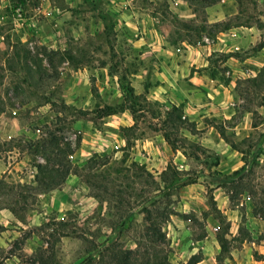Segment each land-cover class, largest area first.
I'll return each mask as SVG.
<instances>
[{
  "label": "rangeland",
  "instance_id": "1",
  "mask_svg": "<svg viewBox=\"0 0 264 264\" xmlns=\"http://www.w3.org/2000/svg\"><path fill=\"white\" fill-rule=\"evenodd\" d=\"M243 3L0 0V264H39L52 246L54 264H83L107 239L133 250L155 199L173 213L161 246L171 264L198 253L218 264L219 232L230 241L222 264H264V220L250 192L230 202L223 178L247 163L243 188L264 201V90L244 84L264 67V0ZM173 105L194 124L172 135L177 150L164 139ZM50 133L76 149L74 165L95 169L19 206L46 163L27 144ZM170 165L181 180L154 198ZM93 175L96 191L84 183Z\"/></svg>",
  "mask_w": 264,
  "mask_h": 264
},
{
  "label": "trees",
  "instance_id": "2",
  "mask_svg": "<svg viewBox=\"0 0 264 264\" xmlns=\"http://www.w3.org/2000/svg\"><path fill=\"white\" fill-rule=\"evenodd\" d=\"M186 1H197L205 7H210L218 4L222 0ZM236 1L238 2L240 7L244 4V0ZM217 26L219 25H216L215 27ZM228 28L230 27L228 26ZM262 48H264V43H262L260 46V49ZM244 84L247 87V92L251 90V88L264 90V67L260 70L256 77L245 80ZM261 106H264V103L261 104ZM109 111L106 113L107 116L117 113L116 111L111 112L112 109H109ZM164 126L166 128L165 130H167L164 133V139L172 147L173 150H177V143L172 139L173 134L179 133L181 130H188L191 132V134H194V130L192 131V129H190L194 126V124H191L189 123V121H186V119H183L182 106H172V109L167 113V118L164 121ZM27 149H34L35 154H40L45 159L46 163H37V165H35L37 174L35 176L33 184L22 185L23 190L17 194L18 197L16 200L19 206L21 204H27L28 197L32 194L44 195L59 191L71 175H76L79 178L84 179V177L82 176L83 170H88L90 172L88 173V175H90L92 174L91 172H93V170L95 169V165H93L94 159H90L84 168L74 165L71 160V156L75 153L76 149H74L71 144L65 143L60 137H57V135L51 133L47 138L41 136V138L38 140L29 141L27 144ZM247 167L248 165L247 163H245L240 171L223 177L227 182L225 186L231 184L228 191V197L230 202L233 203L235 202L236 198H238V195L240 196L241 194H244V192H250L252 196L251 200L254 204V214L261 216V218L264 220V201L258 202L259 193L255 190H248L246 188H243V180ZM180 175L181 172L178 171L177 168L173 165H170L161 175V183H163L166 188L163 189V191L157 189V193L154 194V198H158L160 196L168 198V192H170L172 188L178 186V181L181 180ZM149 176H152L151 173H149ZM92 178L93 182L89 181V179H85L84 183L90 189L96 191L97 188H101L103 185H97L99 182L94 175ZM1 182L2 181L0 179V185ZM24 191H26V193ZM95 198L101 201L103 200L102 197L98 194H95ZM160 203V201H157L155 199L154 201H151L150 207H145L144 209L145 229L143 231V234L141 235L142 242H144L143 245L142 243L138 242L136 243L135 249L127 250L123 248L120 243L115 242L114 239H107L105 242L101 243L100 245H96L92 250H90L88 256L84 259L83 264H171L168 255L164 252L161 246L166 241V233L163 231V224L166 220L170 219L173 213L168 212V209L166 207H163V202L161 204ZM9 209L15 217H17L18 219L21 218L16 208L9 207ZM218 215L221 219V223H223V216L221 215V213H218ZM126 218H130V213L126 215ZM120 223L121 218L118 221H114L113 223H111L112 225L109 227L113 228L114 230L116 226H120ZM65 225L61 224V227L67 229L68 225ZM240 232L242 235V242L246 241L247 239H252V236L248 231H245L243 229ZM217 238L221 247L220 257H218V264H222V256L229 255L230 253V241L226 238L224 232H219ZM53 250L54 247L52 246L47 254L46 252L38 253V263L54 264ZM202 260L203 256L201 255V253L194 254L189 259L187 264H199L200 262H202Z\"/></svg>",
  "mask_w": 264,
  "mask_h": 264
},
{
  "label": "crops",
  "instance_id": "3",
  "mask_svg": "<svg viewBox=\"0 0 264 264\" xmlns=\"http://www.w3.org/2000/svg\"><path fill=\"white\" fill-rule=\"evenodd\" d=\"M20 11V8H17V12H19ZM2 45H4V43H1ZM207 142H211V139H208V141H206V139H205V141H204V143H203V145H206L207 144ZM214 143H212V144H207V146L208 147H210V146H214L215 148H221V146H222V143L224 142V140L222 139V138H220V139H215V141H213ZM202 145V146H203ZM226 146H227V144H226ZM221 150V149H220ZM220 150L218 151V153L220 152ZM232 156H234V153L233 154H231V157ZM219 170H221V168L219 169ZM201 263V262H200Z\"/></svg>",
  "mask_w": 264,
  "mask_h": 264
},
{
  "label": "built area",
  "instance_id": "4",
  "mask_svg": "<svg viewBox=\"0 0 264 264\" xmlns=\"http://www.w3.org/2000/svg\"><path fill=\"white\" fill-rule=\"evenodd\" d=\"M18 16H19V18H22V13L20 11L18 12ZM5 41H6L5 37L4 36H0V42L1 43H5Z\"/></svg>",
  "mask_w": 264,
  "mask_h": 264
}]
</instances>
